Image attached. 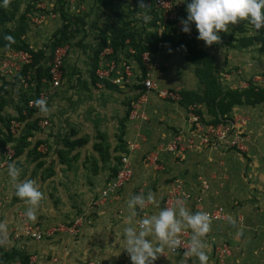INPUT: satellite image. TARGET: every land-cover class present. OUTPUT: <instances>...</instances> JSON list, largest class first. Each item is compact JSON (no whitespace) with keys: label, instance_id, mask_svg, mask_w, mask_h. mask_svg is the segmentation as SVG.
<instances>
[{"label":"rangeland","instance_id":"1","mask_svg":"<svg viewBox=\"0 0 264 264\" xmlns=\"http://www.w3.org/2000/svg\"><path fill=\"white\" fill-rule=\"evenodd\" d=\"M171 1L179 6V11L185 6L184 3H179V0ZM38 3H44V8L37 7ZM1 11L7 15L13 12L10 19L2 26L9 29V36H13L11 33L17 34L23 30L20 38L14 42L27 44L32 50H43L46 57L51 50L52 33L67 25L66 31L69 34L60 45L66 52L59 94L46 105L49 108L46 115L39 109L35 110L38 112L37 116L48 120L49 125L41 127L32 118H15L18 107L23 103L22 90L18 87L9 86L8 92L1 93L5 101L0 109V116L17 120L19 125L15 133H10L8 142L4 145L0 142V223L6 226V231L0 233V240L4 241L0 246L7 249L16 246L20 250L28 251L31 254L32 264H131L129 255L121 246L124 228L121 226H126L124 222L127 218L124 213L116 212L119 213L117 215L114 211L108 210L112 214L102 216L104 219L101 220V216L97 213L104 210L101 208L107 205L100 206L104 202L99 204L101 199L99 200V195L96 193L113 176L120 156L128 153L124 137L127 133V112L136 96V86L109 87L98 82L94 78L92 56L103 37L107 42L109 41L108 38L113 35L112 29L115 26L127 28L140 39H144L155 29L158 33L163 29L156 28L153 24L154 16L148 10L138 8L135 0H65L63 4H58L54 0H9L7 7L0 6V13ZM61 11L66 14L64 21L59 16ZM183 11L185 12L183 18H186V6ZM36 12L44 16L39 25L30 22V16ZM144 15L151 16V20L145 23L142 19ZM181 28V24H176L163 31L173 43L184 34L194 43L196 50L200 48L209 52L213 68H210L207 62L200 61L198 65L191 63L179 48L161 39L162 41L157 43V51L175 48L170 50L171 53L177 54L173 66L192 79L189 81L191 85L181 87L179 90L203 94V89L209 88L205 85L209 80L212 84L220 82L237 92H243V89L251 87L253 94L249 93L250 95L246 96L241 93L240 97L243 100L241 105L260 108V114L264 118V95L259 92L264 91V53L262 52L264 25L256 30L246 20L229 24L225 31L219 33L220 40L211 46H206L204 41L197 39L198 32L194 25L191 26L190 33L182 32ZM251 35H259L263 39L243 50L229 48L228 41L231 36L241 38ZM236 44L240 43L236 42ZM216 46L218 50L223 51L221 57L219 53L214 52L217 50ZM3 49L0 48V52ZM111 51L112 48L107 49V53ZM102 52L103 50L99 57L105 56ZM233 52L235 60L230 62ZM119 53L124 56L122 51ZM146 61L149 69H145V72L150 71L152 78L159 77L160 71L165 72L164 68L167 65L154 59L152 54ZM181 63L184 64V68L180 66ZM42 65H46V62ZM136 67L135 69L139 70L137 62ZM241 81L247 85H241ZM247 100H254L256 103L246 104ZM200 105L205 106L203 103ZM205 109L204 120L208 121L213 115L207 107ZM232 110L228 113L229 117L238 115L235 113L233 115ZM185 119L187 125L178 130L183 135L189 129L187 113ZM8 123L9 128L10 121ZM0 127L6 128L1 119ZM243 130L245 131V128ZM181 138L185 141L186 135ZM244 149L234 150L246 151V144ZM6 153L12 154V158L8 159ZM9 163H15L20 169L17 182L34 180L43 193L36 209V221L26 219L41 230L68 225L75 216L84 214L90 206L94 207L96 211H89L87 216L90 221L84 217V225L88 227L85 232L70 236L71 248L62 245L65 242V234H68L66 232L55 231L53 235H45L39 241L21 235V219L26 218L25 212L29 205L15 196L13 183L7 174ZM94 202H97V205ZM84 225L80 227V231ZM87 230H91L90 235ZM54 246L60 247L64 254H56ZM164 249L166 250L165 247ZM258 251L252 245L248 254H257ZM62 255L67 257L64 258Z\"/></svg>","mask_w":264,"mask_h":264},{"label":"crops","instance_id":"2","mask_svg":"<svg viewBox=\"0 0 264 264\" xmlns=\"http://www.w3.org/2000/svg\"><path fill=\"white\" fill-rule=\"evenodd\" d=\"M216 48L214 52L219 53L221 57L223 51L218 50V46ZM170 50H175V48H165L164 51L159 50L152 53L154 59L167 65L164 68L165 72L160 71L159 77L154 76L153 79L162 88L188 87L191 85L189 82L191 77L175 69L173 60L177 54L171 53ZM234 58L235 53L233 52L230 62H234ZM180 66L184 68V64L181 63ZM135 93L136 96L130 103L131 110L140 95L137 91ZM58 94L59 89L56 96ZM138 106L140 111L143 110L147 115V119L131 120L128 117L127 133L124 137L126 140L138 142L139 146L130 154L132 177L122 188L120 199L100 205L107 206L102 207L101 209L104 210L99 211L97 215L103 220L102 216L111 213L108 210H112L114 214L124 213L128 218L130 210L127 208L126 201L136 194L138 188L143 189L146 197L148 194L153 196V200L147 202L146 217L158 214L161 209H164L162 201L171 190L174 179L184 181L194 194L200 190V181L206 180L208 189L200 192L203 195V201L199 205H195L191 200L182 203L193 213L221 205L227 214V219L209 220V230L201 238L208 256L206 264L217 262L215 247L224 243L228 244L231 250L224 264H264V254H262L264 253V118L260 114L261 109L255 106L236 105L232 110L233 115L235 113L247 118L246 151L228 150L224 146H202L194 151L186 152L184 157L179 158L173 157L164 150H158L159 164L163 168L157 169L145 159L146 154L166 144L175 131L187 125L185 119L187 109L179 102L163 100L155 93H148L147 100ZM200 111L205 115V106L202 105ZM136 213L133 223H138L141 218H144L140 216L137 209ZM229 217H231V222ZM126 221L127 219L124 223L127 226ZM86 228L88 227L84 225L77 235L83 234ZM184 229L189 231L187 237L189 247L192 230L188 227ZM87 231L90 235L91 230ZM70 236L65 234V242L64 240L62 242L67 244L62 243V245L71 248ZM155 245L157 246L156 241H154ZM252 245L259 250L257 254H248L249 247ZM54 248L57 251L56 254H64L60 247L54 246ZM165 248L166 250L163 247L157 254L153 264H199L195 256L185 255L188 248L176 254L171 253L168 247ZM62 257L67 256L62 255Z\"/></svg>","mask_w":264,"mask_h":264},{"label":"built area","instance_id":"3","mask_svg":"<svg viewBox=\"0 0 264 264\" xmlns=\"http://www.w3.org/2000/svg\"><path fill=\"white\" fill-rule=\"evenodd\" d=\"M57 2V0H54ZM147 4L150 2L145 0ZM44 3L37 4V7L44 8ZM154 5L156 9L161 11V15L164 21L167 20H177L176 24H181L179 6L173 4L171 0H154ZM44 16L40 12L33 13L30 16V22L34 25H39L43 20ZM162 28V27H161ZM111 47L107 46L103 49L105 56L99 57L98 66L95 69V76L98 82L105 84L108 81L110 84L118 87H130L135 84H139L141 87L136 88L137 93H139V98L136 101L134 108L130 111L129 119L140 118L143 120L147 119V115L138 108L140 103L147 100L148 93H155L159 98L163 100L175 101L178 102L181 98L178 88H162L158 85L156 81L153 80L150 71H147L142 78L141 70H137L136 62L133 57L127 58L122 56V53H119L117 58L111 57V53H107V49ZM127 51L130 55L134 54V49L128 47ZM65 49L61 46H57L51 55L50 60L48 61V75L41 78L42 87L39 92L36 94L35 98H31L27 102L28 108L38 109L35 105L37 99H45L46 105L50 103L52 98L57 94V91L62 83L63 74H64V58H65ZM120 55V56H119ZM141 59L146 70L149 69L147 61L149 59V53L144 52L141 54ZM106 60V61H105ZM30 61V54L23 50L17 49H7L4 48L0 52V83L5 81H12L16 75L20 72L23 64ZM121 65V67H120ZM136 71V72H134ZM138 77H141L139 79ZM30 75H25L19 78L18 85L22 88L28 89L29 85H33V81L29 83ZM241 85L246 86L247 84L241 81ZM188 114V127L189 129L186 134V140L184 141L181 136L180 131L174 132L170 137L169 141L166 144L160 145L157 150L148 152L145 159L151 163L155 168L162 169L163 166L159 164V151L164 150L166 153L171 154L173 157H183L186 152L194 151L202 146H224L225 149H240L245 150V125L247 124V118L243 115L232 116L229 119L220 121L218 123L207 122L202 114L196 113V110H201V105L197 103L190 104L186 107ZM25 110L22 111L25 114ZM38 112L35 111L32 119L36 120L37 125L45 127L49 125L47 119L42 116H37ZM19 123L17 120L10 121V133H15L18 130ZM128 153H124L120 156L118 162V169L116 175L103 186L99 192V204L106 202H115L120 199L121 190L127 182L132 177V167L130 163V154L135 151L139 146L138 142L126 140ZM7 155V153H6ZM8 159L12 158V154L7 155ZM173 186L162 201L163 208L173 207L179 201L180 203H185L187 201H193L195 205H199L203 201L202 191L208 189V182L206 180L200 181V190L198 193L194 194L191 190L188 189L185 182L181 179H174ZM136 194H143V189L138 188ZM145 199L147 198L144 195ZM103 203V204H104ZM97 205V202H94ZM98 204V205H99ZM146 204L143 209L137 208V211L140 213L141 217H146ZM91 209V210H90ZM89 211H96L94 207H89V210H86L84 214L77 215L72 222L65 226L53 227L50 230L43 231L37 225L29 223L26 221V218L21 219V235L23 237L32 238L34 241L42 240L45 235H53L55 231L66 232L72 236H76L80 231V227L84 225V217L87 218ZM207 213L209 220L218 221L227 219V214L224 210V207L221 205H215L212 209L203 210ZM88 221H90L87 218ZM189 236V231L182 228V231L177 234V238L180 243L174 249L169 251L173 254L183 252L188 248L187 237ZM231 254V250L228 244L224 243L215 247V256L217 262L214 264H224L225 258ZM29 264H32L30 261Z\"/></svg>","mask_w":264,"mask_h":264},{"label":"clouds","instance_id":"4","mask_svg":"<svg viewBox=\"0 0 264 264\" xmlns=\"http://www.w3.org/2000/svg\"><path fill=\"white\" fill-rule=\"evenodd\" d=\"M186 5V18H182L181 31L190 33L194 25L198 32L197 39L204 41L206 46H211L220 40L219 33L225 31L229 24H236L240 20H246L253 29L259 30L264 25V0H179ZM9 0H0V6L7 7ZM144 0H139L138 8H147ZM145 23L151 20V16L142 17ZM6 40L12 41L11 36ZM64 75V74H63ZM35 105L43 114L49 112L45 99H37ZM20 169L15 163H9L7 174L15 189V196L20 198L29 207L25 216L29 221L37 219L36 209L43 197L34 180L28 179L17 182ZM147 202L153 200L152 194L147 195ZM143 194L132 195L126 201L130 216L127 218V226L123 228L122 243L123 250L130 257L131 264H153L158 253L163 247L174 249L180 243L177 234L182 228L188 227L192 230L189 247L186 256H195L199 264H206L208 256L204 250L202 237L209 230V217L203 211L195 213L186 209L179 201L173 207L161 209L158 214L141 218L138 223H133L137 215L136 209H143L146 204ZM231 222V217H229ZM6 231V226L0 223V233ZM154 241L157 246H154ZM4 241L0 240V244Z\"/></svg>","mask_w":264,"mask_h":264},{"label":"trees","instance_id":"5","mask_svg":"<svg viewBox=\"0 0 264 264\" xmlns=\"http://www.w3.org/2000/svg\"><path fill=\"white\" fill-rule=\"evenodd\" d=\"M103 1V0H102ZM139 4V0H135ZM150 3L147 4L144 0V3L148 5L147 8H144L148 10L153 16V24L158 27H162L164 30L165 28H171L172 25H175L177 20H167L164 21L161 11L156 9L154 5V0H148ZM65 0H57L58 4H63ZM186 6V5H185ZM183 6L180 10V16L183 18V14L185 13L183 9L185 8ZM2 12V11H1ZM13 12H10V15H7V13L2 12L0 13V28L4 25L6 21H8L11 17ZM61 18L66 20V14L61 11L59 14ZM63 24H65L63 22ZM21 29H23V26H21ZM67 30V25H63V27L56 29L52 33V40H51V50L50 54L48 53V56L46 57V54L43 50H32L27 44H22L18 42H14V40L20 38L22 35L23 30L19 31L17 34H12L11 36L13 39L12 41H8L5 39L6 36H9V29L2 28V32L0 33V48H7V49H17V50H23L30 54V61L28 63H25L22 65L20 72L16 75L14 80L11 82L3 80L0 85V109L2 108V105L4 104V95L1 94L2 91L8 92L7 88H10L9 86H15L18 87L21 91L22 95V105L18 107V114L15 117L16 119H24V118H32L35 108H28L27 102L31 98H35L37 93L42 87L41 84V78L46 77L48 75V61L51 58L53 50L57 47L63 44V41L66 40L68 37L67 35L69 32ZM113 35L111 38H108L109 41L107 42L104 37L101 39L100 43L94 50L92 60H93V66H94V78L97 80L95 76V69L98 64L99 54L100 52L106 47L109 46L112 48V54L111 57L117 58V54L119 52L124 53V57L131 58L133 57L134 60L139 65V71L142 72V78L145 75V68L141 59V54L144 52H148L149 55L153 52L157 51V43L161 39L163 41L170 42L173 46L179 48L181 50V53L185 56V58L190 61L193 64H199L201 63H208L210 68H213L212 62L210 60V54L209 52L205 51L204 49L198 48L195 49L194 43L189 40L184 34H181L174 43L172 40L167 36V33L165 31H159L155 29L154 32H150L146 35L144 39H140L136 37V34L134 32L129 31L127 28H121L119 26H115L113 29ZM161 33V34H160ZM57 35H60L59 37ZM168 37V38H167ZM263 38L259 35H251V36H242L241 38H237L235 36H231L229 39V48L237 49V50H243L246 47H249L253 45L256 41L262 40ZM161 40V41H162ZM236 42H239L240 44H236ZM263 45V44H262ZM132 47L134 49V54L130 55L126 48ZM228 47V46H227ZM197 48V47H196ZM262 52L264 53V48L262 49ZM46 62V65H42ZM64 70V67H63ZM30 75L29 83L30 81H33V85H29L28 89L22 88L18 85L19 78L25 75ZM197 74L200 75V72L197 71ZM211 78V77H210ZM217 81V80H216ZM105 85L109 87H113L114 85L110 84L108 81H106ZM209 88L203 89V94L194 93L190 91H183L180 90V100L178 101L180 105L184 106L185 108L193 103L205 104V107L208 108V111L213 115V118L208 120L207 122L211 123H218L220 121L226 120L231 118L229 117L228 113L232 110V107L236 105L243 104V100L240 96L242 94L249 96L253 94V89L251 87L243 89V92H237L235 90L230 89L227 86H223L220 82H215L214 84L207 82L205 84ZM8 86V87H7ZM136 88H140L141 86L139 84H135ZM260 94L264 95V91H259ZM242 93V94H241ZM257 100V99H256ZM256 102L254 100H247L246 104H255ZM25 110V114L22 113V111ZM131 111V106L128 109L127 117H129ZM196 113L201 114L202 112L200 109L196 110ZM0 119L2 122L5 123L4 129L0 127V142L4 145L6 142L10 139V132L8 128V122L12 120V118L0 116ZM36 121V120H35ZM37 123V122H36ZM178 132V131H175ZM119 166V165H118ZM118 167H116V170L114 171L113 176L109 179V181L116 175ZM27 219V218H26ZM73 220H71L72 222ZM31 254L26 250H20L16 246L11 247L9 249L5 248L4 246H0V264H13L14 262H17L18 264H29Z\"/></svg>","mask_w":264,"mask_h":264}]
</instances>
